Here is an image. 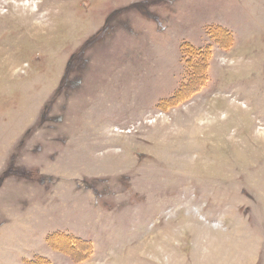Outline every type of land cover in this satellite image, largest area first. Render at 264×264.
<instances>
[{
    "label": "rangeland",
    "instance_id": "obj_1",
    "mask_svg": "<svg viewBox=\"0 0 264 264\" xmlns=\"http://www.w3.org/2000/svg\"><path fill=\"white\" fill-rule=\"evenodd\" d=\"M0 264H264V0H0Z\"/></svg>",
    "mask_w": 264,
    "mask_h": 264
},
{
    "label": "trees",
    "instance_id": "obj_2",
    "mask_svg": "<svg viewBox=\"0 0 264 264\" xmlns=\"http://www.w3.org/2000/svg\"><path fill=\"white\" fill-rule=\"evenodd\" d=\"M198 54H199L200 56H203V60H202V62H204V60L208 57V51H202V52H199ZM200 63H201V62H200V60H199L198 62H196L195 65L200 66V65H201ZM72 244L75 246L74 243H72ZM74 246H72V247H74Z\"/></svg>",
    "mask_w": 264,
    "mask_h": 264
}]
</instances>
